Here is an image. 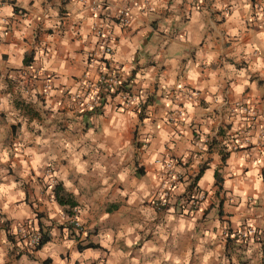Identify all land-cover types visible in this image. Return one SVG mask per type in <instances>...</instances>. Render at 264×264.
<instances>
[{"label": "crops", "instance_id": "obj_1", "mask_svg": "<svg viewBox=\"0 0 264 264\" xmlns=\"http://www.w3.org/2000/svg\"><path fill=\"white\" fill-rule=\"evenodd\" d=\"M0 16V264H264V0H0ZM105 70L134 103L69 100ZM164 161L179 180L157 208ZM18 230L49 239L28 250Z\"/></svg>", "mask_w": 264, "mask_h": 264}, {"label": "built area", "instance_id": "obj_2", "mask_svg": "<svg viewBox=\"0 0 264 264\" xmlns=\"http://www.w3.org/2000/svg\"><path fill=\"white\" fill-rule=\"evenodd\" d=\"M100 10L99 4H96L95 7H93V11ZM116 22L121 27H126L129 24L130 18L127 8L120 9L116 14ZM6 19L0 16V24H5ZM93 34L98 39V51L101 57H104L106 55H109L111 53V48L108 44V38L102 34V31L100 28L96 27L93 28ZM125 80H121L116 72L112 71H101L97 79L95 81H91L86 79L85 77L80 81V88L78 91H76L73 94L68 95V98L71 102H75L80 106V109L87 111V112H93L95 109L99 108L100 102L102 100V97L105 95H108L109 93L117 92L120 94L121 102L125 105H128L130 103H134L136 100L133 96L128 95L127 93H124V91L121 89L123 83ZM48 88V86H46ZM193 95V94H191ZM195 95V94H194ZM137 106H138V102ZM245 113H251L249 110L245 108H241ZM174 163L170 161H164L161 165L162 167V173L165 175V180L167 181L165 184V190L166 193L163 196V201H159L156 203V207H162L165 203V197L167 193L175 187L179 180V174L176 173L173 169ZM56 182L54 180H50V182L47 185V189L52 190V187L54 186ZM196 201L190 200V205L192 207H196ZM64 223L67 225V227L71 228L75 232L81 231V226L77 218L75 217V214L72 215H66L64 214ZM254 230L248 229V230H241L237 233L233 234L232 238H239L244 239L249 235H255ZM18 234L21 237L22 240L26 242V247L28 250H32L35 248L36 244L39 241V234L38 233H32L30 235H27L23 232V230H18Z\"/></svg>", "mask_w": 264, "mask_h": 264}, {"label": "trees", "instance_id": "obj_3", "mask_svg": "<svg viewBox=\"0 0 264 264\" xmlns=\"http://www.w3.org/2000/svg\"><path fill=\"white\" fill-rule=\"evenodd\" d=\"M25 64L27 63V61H24ZM126 82L123 83L122 85V90L126 91ZM102 105V103L100 102V106ZM100 106L99 108L95 109L93 112L91 113H99L100 112ZM83 116H88V114H83ZM197 180V176H195L192 181L191 184L189 185V188L193 187V183ZM215 185H218V178H216V174H215ZM52 195H53V199L55 201L56 204H58L59 206L63 207L64 210V214L66 215H72L73 214V210L75 207V202L72 200L71 196L67 193H65L63 191V189L61 188V186L58 183H55L54 186L52 187ZM48 236L44 233L39 232V241L35 246V249H39L42 245H44L47 241H48Z\"/></svg>", "mask_w": 264, "mask_h": 264}]
</instances>
